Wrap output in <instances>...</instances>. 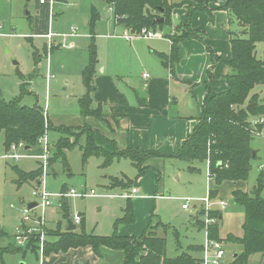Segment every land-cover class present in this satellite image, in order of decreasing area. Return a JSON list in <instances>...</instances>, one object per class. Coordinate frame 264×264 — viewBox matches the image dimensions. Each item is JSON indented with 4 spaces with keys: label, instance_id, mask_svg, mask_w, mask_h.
Listing matches in <instances>:
<instances>
[{
    "label": "rangeland",
    "instance_id": "rangeland-1",
    "mask_svg": "<svg viewBox=\"0 0 264 264\" xmlns=\"http://www.w3.org/2000/svg\"><path fill=\"white\" fill-rule=\"evenodd\" d=\"M93 10L96 11L98 18L92 28L91 24L89 26L86 22H90ZM200 14L206 21L209 20V14L205 12ZM176 19L178 17L174 14V27ZM197 20L199 21L198 18ZM181 25L186 24L181 23ZM191 25L193 27L195 23L191 21ZM214 25L215 23L211 25L210 30L205 29L207 37L202 38L200 35L203 40L192 39L179 44V63L184 68V74L197 78L202 73L206 75V83H196L191 90L186 91L185 85L177 88V93L173 97L182 99L179 108L182 114H194L196 104L199 103L201 106L199 92L196 90L202 87L206 89L207 85L211 84V91H216L218 83L223 82L222 77H219L220 71L227 65V60L224 58L228 55V45L231 46L229 44L231 42L229 39L226 41L225 37L229 32L237 33L240 27L237 20H231L227 25L219 24L217 28L213 27ZM173 26L157 29L156 32L164 35V38L148 40L137 37L131 44L122 38L126 31L122 25H115L113 11L101 0H57L52 9L48 4L40 5V0H0V98L8 103L18 100L22 106L31 108L38 106L47 110L53 120H56V116H64V119H68L80 115V100L86 94L82 71L89 61L88 47L92 30L95 34L98 59L101 60V65L107 66L108 74L114 78L115 85L128 97H135L131 88L136 89L142 96L144 95L143 74L160 77L163 71L168 70L159 57V54L165 52L159 51L168 50L170 40H167V36L172 33ZM72 28L78 29L80 35L69 39V42L75 45L73 49L56 47L48 51V41L38 35L46 34L49 29L56 34H69ZM185 42L190 44L186 45ZM35 53L39 55L38 59H35ZM137 55L140 57L138 58ZM257 56L259 58L264 56V44L257 46ZM182 61L185 62V66L182 65ZM180 68H176L177 75L180 73ZM216 70L218 77L215 80ZM209 76L210 80H208ZM254 93H260L264 97V86H257ZM176 111L178 108H175ZM252 119L260 121L264 117L255 116ZM61 134L62 132L57 131L49 132L52 150L57 149ZM89 137L92 136L76 133L72 141H79V144L66 151V163L59 159L52 164L45 184L52 194L63 189L67 192L75 189L79 193L87 194L94 191L96 196L66 198L68 205L65 209L60 206L62 205L60 199L53 198V205L46 212V220L49 229L56 230L59 223L65 229L67 221L71 220L75 223V215L81 213L84 220L82 224H75L77 232L84 228L89 234L109 236L115 230L116 221L124 216L127 200L121 195L131 192V189H111L110 178L124 175L135 179L138 170L127 158L116 160L108 167L103 166L102 157H91L86 164H83L81 147L86 144V139ZM95 141L97 143L96 137ZM250 147L256 151L257 157L252 160L249 178L244 182L248 186V193L253 194L257 179L264 172V126L263 130L254 136ZM5 154L4 135L1 134L0 264H40L42 261L40 253L26 248L23 249L26 254L6 250L9 247L19 248L16 246L15 232L21 226L24 206L35 201L32 192L36 183L18 184L19 175L14 167L29 172L38 167V161L24 159L13 162L4 159ZM192 167L196 170L192 171L190 169ZM142 178L144 184L141 185L139 181L135 186L138 193L132 199L135 207V224H145L143 230L150 226L155 227L159 223L166 225L167 230L161 226L156 233L166 239V254L169 258L185 252L201 258L200 252L189 251V248L203 247L207 239L201 213L204 204L201 199L207 197L213 182L208 178L206 164L184 162L172 157L154 158ZM230 189L229 185H223L221 189L219 188L220 195H228ZM262 197L264 198V190ZM188 198L197 200L191 202L189 211H185L182 206ZM223 200L228 204L227 208L219 210L218 206H214L210 214V217H214L215 213L223 214V219L219 221V238L223 241L229 234L242 237L244 209L226 196ZM194 206L197 207V212ZM65 212H68L67 217L64 216ZM198 218L203 221L202 227L196 225ZM217 224L218 222L214 225ZM124 225L120 224L117 230ZM224 242L228 253L224 264H231L235 253H240L242 247ZM260 262L261 255H255L250 258L248 264H261Z\"/></svg>",
    "mask_w": 264,
    "mask_h": 264
},
{
    "label": "trees",
    "instance_id": "trees-1",
    "mask_svg": "<svg viewBox=\"0 0 264 264\" xmlns=\"http://www.w3.org/2000/svg\"><path fill=\"white\" fill-rule=\"evenodd\" d=\"M101 1L105 2L113 11L115 20L133 35L139 34L143 28L157 31V29L164 27H172L174 12L184 7L186 1L192 2L190 6H187L189 20L195 12L212 14L215 9L210 6L218 3H223L220 9L226 11L232 17V21L237 20L240 30L237 33H230L231 59L226 63L229 73L224 77L227 87L224 91L213 94L211 84L207 85V95L203 104L204 113L200 119V124L181 144L179 153L172 158H178L189 163H209L211 177L216 187L225 181H247L252 169L251 162L257 157L256 151L250 147V142L263 129V124L254 123L246 108L249 104L255 103L256 117H264V97L260 93H254L257 86H264V56L261 58L257 56V46L264 44V0ZM30 18L29 16L28 19ZM97 18L98 15L93 10L88 25L91 24L93 28ZM162 19L164 21L160 23ZM173 29L175 33L167 36L172 43L171 53L169 55L161 53L159 57L162 64L171 71V74L175 75L176 67L180 62L179 44L186 40L203 39L198 31L190 27L189 21L186 25H175L172 31ZM91 36L88 47L89 61L82 71L86 94L80 100L81 115L84 118L94 117L103 121L105 120L103 105L93 106V91L96 87L95 76L99 59L93 30ZM34 56L35 59L39 57L37 53ZM47 131L62 132L57 149L52 150L51 166L59 159L66 163V151L79 144V141H72L77 132L92 136L87 138L86 144L81 147L83 164H86L91 157H102L104 167H108L114 161L122 158L129 159L138 170V176L135 179H130L124 175L111 177L109 184L111 189L133 190L138 185V181L145 175L148 169L145 164L148 160L171 157L155 152H144L138 148H128L123 151L116 148L114 153H109L97 145L95 137L98 133L88 126L82 128L54 127L49 121ZM45 132L46 121L42 108L22 106L18 100L8 103L0 98V135H4L6 152L10 150L13 144L21 142L25 143L28 149L38 151L39 140ZM14 169L19 175L18 184L36 183L37 185L41 180L40 168L29 173L21 171L16 166ZM190 169L196 170L193 167ZM263 190L264 172L259 175L253 194L240 190L232 193L233 200L244 209L245 222L242 237L228 235L223 240L242 247L240 253H235L237 257H233L231 264H248L252 256L261 255V258L264 256ZM210 195L213 199L217 198L218 190L211 189ZM126 200L124 216L116 221L115 230L111 235L89 234L84 228L80 232L62 231L61 226L58 225L56 230H48L49 239L46 241L45 256L66 253L70 249L91 247L97 255H100L101 248L122 251L125 254L124 264H198L200 258L194 257L189 252L174 258L167 256L166 239L159 237L156 233V230L161 226L166 230L168 229L164 224L159 223L155 227L150 226L138 237L120 235L117 227L120 224H133L136 219L132 198ZM67 205V201H64L62 208L65 209ZM201 213L204 217V213ZM64 216L67 217L68 212H65ZM214 217H218L221 221L222 213H215ZM196 222V225L202 227L203 221L198 218ZM210 232L213 239L222 241L219 238V222L211 227ZM33 245H35L34 242L29 244L26 249L39 253L37 246ZM23 249L9 247L6 250L26 254ZM189 251L202 252V247L191 246Z\"/></svg>",
    "mask_w": 264,
    "mask_h": 264
},
{
    "label": "crops",
    "instance_id": "crops-1",
    "mask_svg": "<svg viewBox=\"0 0 264 264\" xmlns=\"http://www.w3.org/2000/svg\"><path fill=\"white\" fill-rule=\"evenodd\" d=\"M184 4H186V7H182L181 9H178L174 12V14H176L178 17V19H176L175 21L176 25L181 23L186 24L189 20V12L187 6H190L192 2L186 1L184 2ZM222 6L223 3H218L210 6L212 9L215 10L213 11L212 14L207 13L210 15L208 17L209 18L208 21H206L203 18V15L200 14L201 12H195L192 15L191 19L189 20L190 25H191V21L194 22L195 25L193 27L191 25L190 27L193 30L198 31L201 37L204 38V36L207 37L206 35L207 30L205 29L210 30L212 24L215 23V25L213 26L215 28L219 27V24L227 25L228 22L229 23L231 22L230 15L226 11L220 9V7ZM197 18L199 19V21L197 20ZM211 18L214 22H212ZM88 23L89 22H86L87 25ZM115 25H120V24L115 20ZM207 25L209 26L206 27ZM123 28L126 31L125 32L126 34L123 35L122 38L124 40H127L125 37L130 33L124 26ZM49 32H52L51 29H49L46 34L42 33L38 35L43 37L44 35H47ZM112 37H116V36H112ZM225 38L226 41L229 39L230 42L231 39L230 32L227 33V37ZM135 39L129 42L132 44ZM158 42L159 41H157V43ZM168 42L170 44L168 50H163L159 52H165V54H170L172 43L171 41ZM56 43L58 45L60 43V40L57 38H56ZM185 44L187 45L190 43L185 42ZM229 44L231 45V43ZM58 45L56 47L60 48ZM230 52H231V46L228 45V55L224 58L227 60L226 62H228L231 59ZM137 57L139 58L140 56L137 55ZM184 63L185 62H183L182 65L185 66ZM180 67H181V63H179L176 68L178 69ZM179 71L180 73L177 75L175 70V75H173L171 74V71L168 69L163 71L160 77L155 76V77H150L149 79H144V77L142 76V81H143L142 87L144 89L143 90L144 95L141 96L136 89L131 88V90L135 95L134 98H131L128 97L126 94H124L115 85L114 78L110 76V74H108L107 66L105 64L101 65V60H100L98 64L97 74L95 76L96 87L94 88L93 91V100H94L93 106L97 107L99 104L103 105L105 120L100 121L94 117L84 118L80 113V115L71 116L68 119H64V116H56V120H53V118H50L49 116V121L53 124L54 127L82 128L84 126H88L92 128L98 133L96 136L97 145L103 147L109 153H114L116 148L120 151L126 150L128 148H132V149L138 148L144 152H155L171 157L176 156L179 153L181 144L189 138V136L194 132V130L200 124V119L204 113L203 104L205 97L207 95V88L205 89L204 87H202L196 90L199 92L198 98L200 99L201 106L199 105V103L196 104V110H194L195 111L194 114L193 113H191V115L182 114V112L179 109L182 103V99H177L176 97L175 98L173 97L177 93V88L179 86L182 87L185 85L186 91L189 89L191 90L192 86L196 83H202V82L206 83V75L205 73H202L198 76V78L197 76L188 77L183 72L184 71L183 66L180 68ZM228 73H229V68L227 67V65L225 67H222L219 77H222L223 82L218 83L219 85L216 91L212 90L213 94H217L226 89L227 85L226 82L224 84L225 81L224 77ZM214 75L216 80V78L218 77L217 70L215 71ZM208 80H210V76ZM216 83L217 81L214 83V85ZM175 108H178V111L175 112ZM55 121L57 124H55ZM256 122L259 121L254 120V123ZM157 159H161V158H157ZM153 160L154 158L148 160L145 166H150ZM206 166L208 171L207 163ZM38 168L39 166L35 170H37ZM139 181L141 185L144 184V178H141ZM225 184L229 185L231 189L228 195L221 196L219 188L221 189L222 186ZM211 189L218 190L217 198L219 200L225 199V196L233 200L232 193L236 190H240L242 192L248 193V186L244 181H239V182L225 181L222 185L217 187L214 185L213 182V186L211 187ZM65 191L66 190L63 189L58 193H63ZM64 201L65 199L63 201H60V204H63ZM134 213H135V207H134ZM81 217L84 220L83 214L81 215ZM221 218L223 219V214ZM58 225L61 226L60 223ZM131 225L125 224L118 230L119 231L118 233L122 236L138 237L143 234V233L141 234L139 231H143V232L145 231L143 230L145 224L137 225V223L136 224L133 223ZM68 226H69V222L67 221V227L65 229L61 227L62 231H67ZM47 228H48V224H47ZM48 230H54V229L48 228ZM75 231H77V226ZM229 235H234V234H229ZM124 260H125V254L122 251H115L108 248H101L100 255H97L94 252L93 248L86 247V248L70 249L66 253L51 254L50 256H45L43 260V264H124Z\"/></svg>",
    "mask_w": 264,
    "mask_h": 264
},
{
    "label": "built area",
    "instance_id": "built-area-1",
    "mask_svg": "<svg viewBox=\"0 0 264 264\" xmlns=\"http://www.w3.org/2000/svg\"><path fill=\"white\" fill-rule=\"evenodd\" d=\"M57 0H40L41 5H49L52 9ZM66 3V2H65ZM1 29V27H0ZM174 30L172 34H174ZM78 29L72 28L71 33L69 34H56L53 32H49L47 35H44L48 41L47 49L51 51L58 44L56 43V38L60 40L59 47L73 49L75 45L69 42V39L79 37ZM137 37H143L145 39H154V38H163L164 35L156 31H152L148 28H143L139 34L126 35V39L131 41ZM56 43V44H55ZM144 79H149V74L143 75ZM44 118L46 121V132L40 138L38 144V151L28 149L26 144L21 142L18 144H13L9 151L3 156L4 159L10 160L13 162H19L24 159H32L38 161V166L41 169L42 177L38 182L36 187L34 188L32 194L35 201L31 203H36V207L33 209H29L28 205L24 206V210L22 213V223L21 226L15 232L16 246L20 248H26L29 244L35 240L34 244L38 248V252L41 254V264H43V260L45 257V249H46V241L48 238V228H47V220H46V212L53 205V198H58L60 201H63L66 198H85L90 196H96L94 191H91L90 194L87 193H79L75 189H71L66 193H56L52 194L47 190L45 180L49 175L51 168V159L53 156L52 153V145L50 144L49 132L47 131L49 124V115L47 110H44ZM260 124L264 123V119L259 121ZM208 164V178L213 182L211 177L209 163ZM211 187L208 190L207 197L201 199L204 204V230L207 235V239L205 244L202 247V256L198 262V264H224L225 259L228 256L226 251V244L224 241L215 240L211 237L210 227L219 222L218 217H210L211 211L214 206H218L219 210H225L228 204L219 199H213L210 195ZM137 189H133L131 193L122 194L123 198H134L135 194H137ZM197 199L188 198L185 199V204L182 206V209L185 211H189L191 209V202L196 201ZM30 204V203H29ZM200 209V210H201ZM195 212H197V207L194 206ZM82 217L81 214L75 215V224H81ZM261 264H264V256L261 258Z\"/></svg>",
    "mask_w": 264,
    "mask_h": 264
},
{
    "label": "water",
    "instance_id": "water-1",
    "mask_svg": "<svg viewBox=\"0 0 264 264\" xmlns=\"http://www.w3.org/2000/svg\"><path fill=\"white\" fill-rule=\"evenodd\" d=\"M163 21H164V20L162 19V20L160 21V23H162ZM246 110H247L248 114H249L251 117H255V116H256V104H255V103H251V104H249V105L247 106ZM254 156H255V154H254ZM36 206H37L36 203H30V204H28V208H29V209H33V208H35ZM68 222H69V226H68L67 231H68V232L75 231V230H76V225H75L71 220H69ZM234 257L236 258L237 255H235Z\"/></svg>",
    "mask_w": 264,
    "mask_h": 264
}]
</instances>
